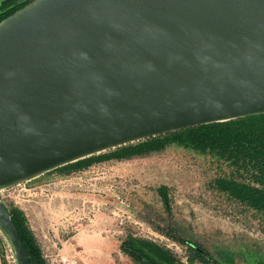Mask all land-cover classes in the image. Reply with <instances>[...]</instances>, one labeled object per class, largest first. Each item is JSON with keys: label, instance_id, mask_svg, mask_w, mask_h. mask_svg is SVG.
<instances>
[{"label": "water", "instance_id": "obj_1", "mask_svg": "<svg viewBox=\"0 0 264 264\" xmlns=\"http://www.w3.org/2000/svg\"><path fill=\"white\" fill-rule=\"evenodd\" d=\"M264 115V0H35L0 23V187ZM0 227L31 264L11 211Z\"/></svg>", "mask_w": 264, "mask_h": 264}, {"label": "rangeland", "instance_id": "obj_2", "mask_svg": "<svg viewBox=\"0 0 264 264\" xmlns=\"http://www.w3.org/2000/svg\"><path fill=\"white\" fill-rule=\"evenodd\" d=\"M117 148L0 187V202L22 213L47 264H141L121 249L129 237L164 249L176 264H264V213L218 187L247 176L226 157L170 137L127 157L113 156ZM0 264H17L1 227Z\"/></svg>", "mask_w": 264, "mask_h": 264}, {"label": "trees", "instance_id": "obj_3", "mask_svg": "<svg viewBox=\"0 0 264 264\" xmlns=\"http://www.w3.org/2000/svg\"><path fill=\"white\" fill-rule=\"evenodd\" d=\"M30 3L22 4L21 0H0V23ZM169 137L181 144H193L209 148L226 157L231 161L232 165L243 171L247 176H242V181L234 179L218 180L217 184L220 190L239 202L264 213V115L204 125L166 136L143 140L117 148L113 156L127 157L132 154H141L148 150L163 147ZM86 161L80 160L64 166L60 170L81 166ZM159 194L167 203V188L161 187ZM20 214L23 216L22 213ZM20 214L17 212L12 213V217L23 236L31 264H47L35 244L34 238L26 229ZM187 244L191 253H193V258L203 259L205 253L201 248L193 243L187 242ZM121 249L141 264H176L173 257L165 252L164 249L143 240L129 237L123 242Z\"/></svg>", "mask_w": 264, "mask_h": 264}, {"label": "built area", "instance_id": "obj_4", "mask_svg": "<svg viewBox=\"0 0 264 264\" xmlns=\"http://www.w3.org/2000/svg\"><path fill=\"white\" fill-rule=\"evenodd\" d=\"M64 264H75V262L65 259Z\"/></svg>", "mask_w": 264, "mask_h": 264}]
</instances>
